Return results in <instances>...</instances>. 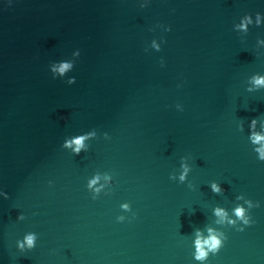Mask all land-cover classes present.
<instances>
[{
  "label": "water",
  "instance_id": "95a60500",
  "mask_svg": "<svg viewBox=\"0 0 264 264\" xmlns=\"http://www.w3.org/2000/svg\"><path fill=\"white\" fill-rule=\"evenodd\" d=\"M254 75L264 0H0V264H201L208 227L227 239L205 264H264ZM245 199L253 224L216 222Z\"/></svg>",
  "mask_w": 264,
  "mask_h": 264
},
{
  "label": "clouds",
  "instance_id": "9594fccd",
  "mask_svg": "<svg viewBox=\"0 0 264 264\" xmlns=\"http://www.w3.org/2000/svg\"><path fill=\"white\" fill-rule=\"evenodd\" d=\"M251 15H245L241 18V21L237 28L247 31V25L252 23ZM261 22V13H256V20L255 23L259 24ZM170 30V26H169ZM155 45V41H153ZM158 48L159 45H156ZM71 67L70 61H60L58 64L53 66V71H58L60 74H63L66 69ZM74 78H70L69 83L73 82ZM251 82L257 86H264V75H254L251 78ZM256 119L255 117L252 118L250 122V128L255 129ZM95 130L83 132L77 136H74L70 139H66L64 141L65 147H70L74 153H78L83 147H85V142L90 135H94ZM249 138L253 144H258L254 150L258 153L257 159L264 160V130L262 131H255L252 130L249 133ZM188 168L187 166L184 167V172L180 174V179L183 180L185 178V174L187 173ZM101 174L99 172L96 173L93 177L89 180V185H95L97 191L102 187L101 184H96V181L99 180ZM212 190L219 192L221 191L220 186L213 182L212 183ZM0 196L7 197L6 192H0ZM243 197H238V199H242ZM253 206V202L251 200L245 199L243 204H237L231 210V214L229 211L223 207H215L213 209L214 215L218 218L217 223H225L235 225L236 229L239 231H243L246 226L253 224L255 221L252 218L249 209ZM256 206H260V201H256ZM122 207L127 208L128 205L125 203ZM19 218V217H18ZM118 219H123V217H118ZM227 236L223 231L218 229L208 227L206 229V234L204 231L200 229L196 230V235L192 241L194 251H193V258L201 262V264H205L207 261L209 254L217 253L220 248L223 246ZM36 243V234L34 232H28L24 235L23 240L17 241V247L23 251L25 248L31 249L35 246Z\"/></svg>",
  "mask_w": 264,
  "mask_h": 264
}]
</instances>
